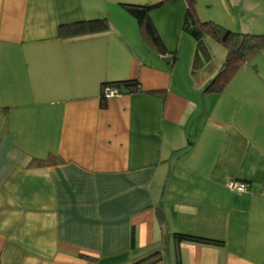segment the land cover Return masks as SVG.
I'll return each mask as SVG.
<instances>
[{
	"label": "crops",
	"instance_id": "0c3cea01",
	"mask_svg": "<svg viewBox=\"0 0 264 264\" xmlns=\"http://www.w3.org/2000/svg\"><path fill=\"white\" fill-rule=\"evenodd\" d=\"M159 1L0 0V264H264V47L205 92L226 50L193 71L185 0L150 13L171 63L121 7ZM226 2L198 17L264 34V8ZM92 18L108 30L60 38ZM124 79L141 90L101 100Z\"/></svg>",
	"mask_w": 264,
	"mask_h": 264
},
{
	"label": "trees",
	"instance_id": "16d2710c",
	"mask_svg": "<svg viewBox=\"0 0 264 264\" xmlns=\"http://www.w3.org/2000/svg\"><path fill=\"white\" fill-rule=\"evenodd\" d=\"M171 0H162L152 4L121 3V7L131 15L137 22L141 35L158 52L165 53L166 60L173 62L175 55L167 52L165 45L151 20L150 13ZM182 30L195 41V54L193 58V71L201 67L203 57H209L210 51L206 44V38L211 37L215 42L222 45L226 50V56L219 66L208 63L204 71L213 72V76L204 86L205 92H220L226 86L239 67L248 61L250 56L264 47V34L246 33L234 31L213 21L202 20L198 17L195 0H185ZM109 23L106 18L83 19L71 23L60 24L58 33L60 38L68 39L77 36L99 33L108 30ZM216 68L213 70V68ZM100 98L107 100L103 94L105 87H115L120 94L133 93L141 90L137 79L115 80L102 83ZM104 104V102L102 103ZM56 158L35 159L33 165H45L57 163ZM161 224L164 223L163 217L159 216ZM173 237L176 241H189L203 244L220 245L222 242L201 236L175 232ZM157 253L147 256L139 261V264H149Z\"/></svg>",
	"mask_w": 264,
	"mask_h": 264
},
{
	"label": "rangeland",
	"instance_id": "374dc122",
	"mask_svg": "<svg viewBox=\"0 0 264 264\" xmlns=\"http://www.w3.org/2000/svg\"><path fill=\"white\" fill-rule=\"evenodd\" d=\"M246 2V3H245ZM226 0H195L196 5V11L198 16H207V14L215 12V8H225ZM238 6L234 8H229V10H233L235 12H240V9H242V6L245 5L247 7L246 11L249 13H245V17L253 18V11L255 10H262L264 8V0H238ZM229 7V6H228ZM245 10V8H244ZM262 16L264 14L261 13ZM204 18V17H202ZM208 20V19H207ZM206 44L209 48V51L211 55H213V50H217L219 47L220 49H223L221 45L217 44L211 37H207ZM217 47V48H216ZM211 48V49H210ZM218 48V49H219ZM212 50V52H211ZM211 57V56H210ZM212 63L215 64V58L212 57ZM210 63V62H209Z\"/></svg>",
	"mask_w": 264,
	"mask_h": 264
},
{
	"label": "built area",
	"instance_id": "2783aa9c",
	"mask_svg": "<svg viewBox=\"0 0 264 264\" xmlns=\"http://www.w3.org/2000/svg\"><path fill=\"white\" fill-rule=\"evenodd\" d=\"M103 94L108 99L120 95V92L115 87L109 86L103 89ZM224 186L236 192H248V185L246 183L234 179H227Z\"/></svg>",
	"mask_w": 264,
	"mask_h": 264
}]
</instances>
